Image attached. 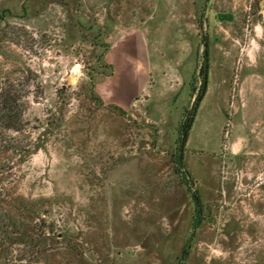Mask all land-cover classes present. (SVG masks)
Masks as SVG:
<instances>
[{
    "label": "rangeland",
    "instance_id": "1",
    "mask_svg": "<svg viewBox=\"0 0 264 264\" xmlns=\"http://www.w3.org/2000/svg\"><path fill=\"white\" fill-rule=\"evenodd\" d=\"M0 85V264H264V0H0Z\"/></svg>",
    "mask_w": 264,
    "mask_h": 264
},
{
    "label": "trees",
    "instance_id": "2",
    "mask_svg": "<svg viewBox=\"0 0 264 264\" xmlns=\"http://www.w3.org/2000/svg\"><path fill=\"white\" fill-rule=\"evenodd\" d=\"M230 18V17H228ZM203 61L201 63L199 69V75L202 80L199 86L198 94L196 96V101L191 110V114L186 119L185 124L183 125L182 135L180 139V145L183 147L187 141L188 133L192 127L194 121L195 110L202 100L205 91H206V83H207V70H208V50L205 48L203 50ZM13 87L4 88L0 85V140L4 145L6 142L5 132H18L20 131V123H21V113H20V105L18 95L14 94L12 89ZM194 201L197 206H199V197L197 195L194 196ZM3 239V238H2ZM2 239H0V247L2 245Z\"/></svg>",
    "mask_w": 264,
    "mask_h": 264
},
{
    "label": "crops",
    "instance_id": "3",
    "mask_svg": "<svg viewBox=\"0 0 264 264\" xmlns=\"http://www.w3.org/2000/svg\"><path fill=\"white\" fill-rule=\"evenodd\" d=\"M119 41V40H118ZM112 50V52L115 49V45L110 47ZM107 60L109 61V64L111 65V63L113 64V59L111 57V53L109 54ZM119 63V62H118ZM133 86H131V82H126L124 84V86L121 88L122 94H116V92L111 89L109 87V83L106 82L101 86V92L103 94H105V99L109 102V103H115L117 105V107H119L124 114H126V112H129L132 110V108L137 105V93L133 92ZM115 92V94H114ZM157 113V111L155 112ZM132 117H134L132 115Z\"/></svg>",
    "mask_w": 264,
    "mask_h": 264
},
{
    "label": "flooded vegetation",
    "instance_id": "4",
    "mask_svg": "<svg viewBox=\"0 0 264 264\" xmlns=\"http://www.w3.org/2000/svg\"><path fill=\"white\" fill-rule=\"evenodd\" d=\"M225 17H227V16H225ZM229 19V18H228Z\"/></svg>",
    "mask_w": 264,
    "mask_h": 264
}]
</instances>
